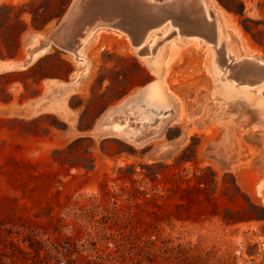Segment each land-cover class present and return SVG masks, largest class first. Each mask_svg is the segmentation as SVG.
Wrapping results in <instances>:
<instances>
[{
	"label": "rangeland",
	"instance_id": "rangeland-1",
	"mask_svg": "<svg viewBox=\"0 0 264 264\" xmlns=\"http://www.w3.org/2000/svg\"><path fill=\"white\" fill-rule=\"evenodd\" d=\"M114 1L85 0L84 25L78 16L63 38L71 33L72 52L56 36L73 0H0L5 36L16 14L29 26L22 55L7 59L21 66L0 60V73L17 71L0 76V264H161L165 246L177 244L218 264H264V81L229 73L245 58L264 63V0H238L243 16L205 0L215 45L185 8L172 13L179 31L171 20L157 26L160 13L136 1ZM146 28L134 45L129 29ZM172 38L181 47L171 59L157 45ZM43 42L50 46L32 54ZM146 46L158 49L142 54ZM44 74L54 77L36 83ZM205 167L217 174L219 211L257 217L226 224L179 206L166 188ZM145 172H160L163 197L150 200Z\"/></svg>",
	"mask_w": 264,
	"mask_h": 264
},
{
	"label": "trees",
	"instance_id": "trees-1",
	"mask_svg": "<svg viewBox=\"0 0 264 264\" xmlns=\"http://www.w3.org/2000/svg\"><path fill=\"white\" fill-rule=\"evenodd\" d=\"M228 10L233 11L235 13L243 16L244 14V4L238 2V0H232L234 4L226 2L225 0H219ZM237 6H236V5ZM241 6V8H240ZM6 6L0 7V20L3 18V10ZM243 7V8H242ZM14 9V7H10ZM62 13L57 16L60 17ZM11 17V15H10ZM11 19L14 21V25H12L13 32L10 35H4L3 32V24L0 23V59H14L18 58L22 55L23 50V35L28 31V24L22 19V14H16ZM51 20H48L43 27L44 28ZM23 26V27H22ZM4 45L6 50L2 47ZM11 50H8L10 49ZM36 64L31 65L29 69H32ZM71 69L73 66L70 64ZM26 71V70H22ZM16 70H10L7 72L0 73V76H9L11 74L16 73ZM46 77H54L52 74H44L40 79L35 80V82H39L43 78ZM157 164L147 165L146 167L156 166ZM143 182L146 184L149 181L153 182V186H151L150 190L154 191V195L150 200H157L158 197H163L161 194V189L158 186H155L156 182H158V176H160V172H145L144 173ZM174 181L176 179L173 177ZM182 179L186 182L183 186L181 184H177L175 187L166 188L167 190L174 191L178 193L181 202L179 206L192 209L195 208L199 213L209 212L212 216H219L223 222L226 224H236L243 221H248L252 218L242 217L239 211H235L232 209H226L225 212H221L220 203H219V195H218V187L219 182L217 179L216 172L211 167L201 168L198 172L193 174L192 178H186V176H182ZM227 190L234 192L235 188H238L236 181L232 186L226 185ZM147 186L144 185V188L141 190V193H148ZM139 190V189H138ZM163 262L161 264H218L221 262L219 258H216L215 255H212L210 252L204 253L203 251L197 249L196 247L184 246L182 244L177 245H167L164 248V254L162 255Z\"/></svg>",
	"mask_w": 264,
	"mask_h": 264
},
{
	"label": "bare ground",
	"instance_id": "bare-ground-1",
	"mask_svg": "<svg viewBox=\"0 0 264 264\" xmlns=\"http://www.w3.org/2000/svg\"><path fill=\"white\" fill-rule=\"evenodd\" d=\"M115 1H117V0H115ZM129 1L130 2L136 1L140 4H142L144 6V8L146 9L145 11L156 12V13L159 12L161 15V19L159 20L160 22L157 24V26H162L168 20H171V22L174 23V25L178 26L179 31L181 30L182 23L180 22V19H178L172 13L175 11H178V10L181 11L185 8L184 11L187 12L185 14H187V17L189 18V21H188L189 24L192 23L194 25V27L196 25L197 29L201 33H203L204 36L207 34L211 35L210 37L213 38V40H214L213 44L214 45L217 43V40H216L217 20L215 18L216 16L211 14L209 7L206 5L204 0H166L164 2H158L156 0H129ZM109 2H110V0H109ZM84 3H86L85 0H73L70 9L68 10V12L66 13V15L63 18V20H68L66 22V28H68L67 26L70 25V23L72 21H75V19H77L78 16L82 17L80 22L82 25H84V18H86V19L88 18L87 12H88V8H89L88 7L85 10ZM109 5H110V3H109ZM111 5H112V3H111ZM111 5H110V7H111ZM109 9H111V8H109ZM84 11H85V13H87V14H85V16H84ZM110 12H111V10H110ZM116 13H118V12H116ZM190 27H192V26H190ZM115 28H117V27H115ZM150 30H151L150 28H146L143 31L141 30L137 36H130L132 41H133V44L139 46L141 43H143L145 41V39L147 38ZM93 31L94 30H90L86 36H83L82 39H80V41L78 42L79 44L76 45V50L80 49V47L82 46L84 41L87 39V37H89V35ZM65 32H66V30H61L59 32V36H60V39L62 41L61 40L58 41L56 39V42L61 43V45L65 46V47H67L69 45L68 48H70V51L75 52L74 51L75 49H72L75 45L73 43H71V40H73V37H72L71 33H69L66 37L67 40L63 39ZM56 38H57V36H56ZM49 46H50V42H46V43L42 44L41 46H36V48L33 50L32 54H39V53L43 52L45 49H47ZM140 48H141L140 51L142 52V54L148 53V55H149L151 50L147 52L146 47H140ZM76 54L80 58V53L76 52ZM231 58L232 57L230 55H228V57L227 56L225 57V60L227 63L226 68L230 67L228 60ZM2 65L6 66V67H11L8 64H2ZM235 66H236V68H235ZM229 71H230L229 73H231V74L233 73L232 75L231 74H229V75H231V77L234 80H236L237 82L239 81L241 83L243 82V83H248V84H255L258 82L262 83L264 81V63L259 61L256 58H245L239 64L231 65ZM155 95L157 96L158 92H155ZM156 96H153V97H156ZM145 97L148 100H152V98H153L149 95V92L145 93Z\"/></svg>",
	"mask_w": 264,
	"mask_h": 264
},
{
	"label": "crops",
	"instance_id": "crops-1",
	"mask_svg": "<svg viewBox=\"0 0 264 264\" xmlns=\"http://www.w3.org/2000/svg\"><path fill=\"white\" fill-rule=\"evenodd\" d=\"M204 2L206 3V1L204 0ZM207 4V3H206ZM208 6V5H207ZM209 7V6H208ZM209 9H210V12H211V14H213L214 16H215V12H214V10L212 9V8H210L209 7ZM216 18V17H215ZM216 20H217V18H216ZM46 29V26L44 27V28H42V29H40V31H43V30H45ZM176 32L178 33V31L176 30ZM176 33V34H177ZM174 41V42H173ZM157 46H160V48L161 49H164V51L166 52V54H167V57L169 56V57H171V58H174V57H176L178 54H179V52H180V47H181V45H180V42H179V40H174V38H172L171 40H168V41H162V42H160ZM155 47V48H151L150 46H146V48H147V52L148 51H152V52H156L157 51V49H158V47ZM160 49V50H161ZM19 58V57H18ZM8 59H10V58H8ZM14 59H17V58H14ZM0 60H2L1 61V64H3V63H6V64H8V65H10L11 67H13V66H15V68H17V67H20L21 66V63L19 62V61H16V60H7V59H0ZM149 88H147V90H148ZM146 90V91H147ZM146 93V92H145Z\"/></svg>",
	"mask_w": 264,
	"mask_h": 264
},
{
	"label": "water",
	"instance_id": "water-1",
	"mask_svg": "<svg viewBox=\"0 0 264 264\" xmlns=\"http://www.w3.org/2000/svg\"><path fill=\"white\" fill-rule=\"evenodd\" d=\"M65 15H66V14H65ZM67 21H68V20H65V21H64V22H65V24H64V30H66V22H67ZM145 24L147 25L148 23L145 22ZM62 25H63V23H61V26H62ZM101 25H102V24L97 23V24H95L90 30H94V28L100 27ZM90 30H89V31H90ZM129 30H130L129 32H131V35H132V36H137V35H138V34L134 33V31H132L131 29H129ZM89 31H88V32H89ZM138 33H139V32H138ZM87 34H88V33H87ZM56 39H57L58 41L61 40L59 35L57 36ZM61 41H62V40H61ZM60 45H61V43H60ZM62 48L65 49V48H67V47H65V46L62 45Z\"/></svg>",
	"mask_w": 264,
	"mask_h": 264
}]
</instances>
